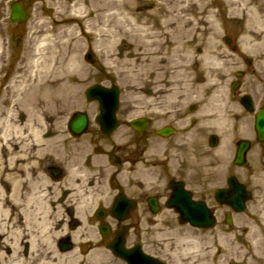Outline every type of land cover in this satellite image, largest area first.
<instances>
[{
    "label": "flooded vegetation",
    "instance_id": "flooded-vegetation-1",
    "mask_svg": "<svg viewBox=\"0 0 264 264\" xmlns=\"http://www.w3.org/2000/svg\"><path fill=\"white\" fill-rule=\"evenodd\" d=\"M222 58L228 68L240 66L223 72L219 87L212 71L199 78L196 64L190 70L195 90L156 88L143 93L142 106L130 97L129 108L121 93L116 129L101 130L97 101L90 102L93 115L83 108L68 114L70 101L62 102L49 111L51 129L38 139L32 134L38 115H30L28 129L29 114L18 112L15 157L23 143L22 154L33 155L32 166L19 169L9 183L1 173L0 189L15 191V243L24 264H208L203 257L199 261L208 252L202 251L208 236L203 247L199 233L211 230L182 225L177 201L183 195L203 201L217 216L225 209L215 198L227 186L225 161L234 165L241 139L264 147L255 130L264 109V78L250 73L254 63L237 49L225 58L224 48ZM77 111H87L89 130L93 122L98 130L88 150L80 149L83 136L69 129ZM75 151L79 155L71 160ZM6 165L0 151L1 171ZM223 235L220 264H225V222Z\"/></svg>",
    "mask_w": 264,
    "mask_h": 264
},
{
    "label": "bare ground",
    "instance_id": "bare-ground-1",
    "mask_svg": "<svg viewBox=\"0 0 264 264\" xmlns=\"http://www.w3.org/2000/svg\"><path fill=\"white\" fill-rule=\"evenodd\" d=\"M142 1L146 2V9L136 12L129 0H38L35 8L41 14L37 18H49L29 24L25 52L3 88L2 95L10 100V105L0 102L2 110L13 111L19 102L23 103L29 112V129L31 112H40L43 102L46 107L47 100L56 93L66 91L71 95L82 90L91 75L82 58L86 48L96 50L109 75H125L124 82L132 93H141L155 67L168 60L175 63L178 54L196 47L188 44L202 43L193 38L200 25L204 26L203 31L216 25L208 11L215 0ZM220 1L231 17H247L243 46L263 56L259 51L264 53V0ZM120 37H128L135 46L134 56L127 54L130 59L123 62L117 53ZM3 68L0 65V70ZM20 132L18 126L6 127L0 135V149L11 144L13 133ZM34 136L39 138L37 132ZM13 146L11 154L15 151ZM19 146L18 156L12 157L11 165L4 168L8 178L22 167L32 166L33 155L22 154L23 143ZM13 196L0 189V264H24L14 241L18 227Z\"/></svg>",
    "mask_w": 264,
    "mask_h": 264
},
{
    "label": "rangeland",
    "instance_id": "rangeland-1",
    "mask_svg": "<svg viewBox=\"0 0 264 264\" xmlns=\"http://www.w3.org/2000/svg\"><path fill=\"white\" fill-rule=\"evenodd\" d=\"M21 1L25 4L26 9L29 13L28 22L24 25H14L10 22L9 13H10V5L12 2ZM131 5L135 7L134 11L138 12L142 9H146V2L142 0H129ZM38 3V0H0V53L4 52V55H0V65L4 68L0 70V102H3L5 105H10V100L3 97V88L7 84V81L10 79L13 70L16 67L17 62L19 61L21 55L25 52V34L27 32L28 26L33 22H40L42 20L48 21L49 16L42 15L37 18V15L41 14V11L36 12L35 5ZM150 9V8H148ZM209 15H213L215 19V26L206 27L203 31V25H200L199 32L193 35V38H197L196 41L201 40L202 43L198 44H188V47L196 46L195 48H186L185 51L178 54L175 58L176 61L173 64H170L169 60L163 64H159L154 68V72L151 75V79L148 81L145 92L150 90H195V87L192 85L195 83L194 74L190 72V66L192 63L196 64H206V65H216V63H208L206 59H222V50L224 48V38L225 45L226 39L230 38L231 43L238 46L239 50H241V54L252 57L256 61V65L252 69L249 68L250 72H256L257 75L264 78V59L263 57L258 56L256 53L251 52L252 50H246L243 46L241 38L246 29L247 17L245 15H238L233 18L228 13V8L225 3L220 0H215L214 6L209 8ZM51 26V25H50ZM19 40V44H16V41ZM233 48V45L232 47ZM228 46H225V53H227ZM88 50H92L90 48H86L83 54V62L86 67L90 70L91 75H89V81L83 85V90L89 87L90 85L101 83L104 86H111L112 83L117 84L121 92L123 93V105L124 108H129L130 103V92L131 89L127 87L126 76L125 75H109L108 70L103 66L101 57L94 52L96 57V61L94 64H89L85 60V54ZM135 46L133 42L128 37H120L117 42V53L119 57V61H127L130 59V56H134ZM208 50L210 54L208 57H204L203 53ZM130 55L126 57V55ZM229 57L233 54L227 53ZM125 56V57H124ZM233 58V57H232ZM236 62L239 63V59L235 58ZM232 63V62H230ZM235 65L232 68L227 67V62L223 65L225 68H216L213 69L214 77H221L222 73L225 74L228 71L236 70L239 64L233 63ZM262 70V71H259ZM199 78L203 76V74L198 72ZM125 81V82H124ZM154 85L156 87H154ZM82 90V91H83ZM182 92V91H179ZM3 94V95H2ZM65 93H63L64 95ZM77 96H81V104H78V98L73 97L71 94L66 98L58 97L57 94L52 97H55L52 102L46 104V107L43 108V111L37 112V118H35V127L38 132H47L50 131L51 125L47 122L49 119V111L56 110L57 106H61L62 102L70 101L68 114L73 112L74 110L83 108L82 105V93H76ZM140 105L142 106V94L136 95ZM182 97V96H181ZM84 99V98H83ZM68 100V101H67ZM73 102V103H72ZM52 103V110H49ZM128 104V105H127ZM41 106H45V102L41 104ZM1 107V106H0ZM68 107V106H66ZM136 108V105L132 106ZM48 109V110H47ZM27 110L24 105H20L14 115L13 118L9 120V113L6 111L0 114V118H5L3 124L0 125V133L4 130L5 127L16 125V121L19 115L24 113ZM53 114V113H52ZM92 115L94 114V109H92ZM41 117H44L45 123L43 124L41 121ZM47 118V119H46ZM53 119V117H52ZM4 126V127H3ZM13 131V130H12ZM98 130L95 127L93 122L92 127L90 128L88 134L81 137L80 144L82 147L80 149L88 150L89 146L95 141L97 138ZM13 141H15V135L11 137ZM92 140V141H90ZM11 145V144H10ZM87 145V146H86ZM8 149V147H6ZM72 149V147H70ZM5 153L8 151L4 150ZM262 152L264 153V147L262 148ZM79 155V153L70 152L69 156L72 160L75 156ZM80 155L83 153L80 152ZM250 165L247 168V178L244 179L252 185V188L255 192V197L252 202L249 203L248 209L243 214H235L233 215V224L229 227L225 225V264H264V183H260V180L264 181V158H258L256 154V148L253 149L250 153ZM73 163V161H71ZM14 200V196H13ZM220 217V222L218 223L217 228L210 232H206L205 234L199 233L201 237V246L204 247L205 237L208 242L205 243L206 248H203L202 251L206 252V254L199 257V261L203 257L204 260L211 261L212 257L216 256L220 259L222 256V245H223V219ZM181 235H185L188 233L179 232ZM251 236L248 238L247 236ZM237 237V240H235ZM219 263V261H218Z\"/></svg>",
    "mask_w": 264,
    "mask_h": 264
},
{
    "label": "water",
    "instance_id": "water-1",
    "mask_svg": "<svg viewBox=\"0 0 264 264\" xmlns=\"http://www.w3.org/2000/svg\"><path fill=\"white\" fill-rule=\"evenodd\" d=\"M11 19L15 22H24L25 19H26V12L23 8V6L20 4V3H15L12 8H11ZM88 60L90 61H93V57L91 54L88 55L87 57ZM106 91L105 89L101 88V87H93L91 89H89L88 91V94L89 96H96L97 95V92H104ZM113 92H115L114 95H111L113 98L116 97V93L118 92V89L117 88H114L112 90ZM100 98H104V94H102V96H100ZM86 119L85 118H82L80 119L79 121H77V124H76V130L77 132H81L85 129L86 127ZM261 131H264V128L261 129ZM246 146L244 147L243 151H239L238 153V157H237V163H241V160L243 161V152L246 151ZM232 189H233V193L232 195L230 194H227L225 193V197H226V200L225 202L226 203H231L233 205V207L236 208V211H243L245 210V199H247L249 197V193L245 192L244 191V187L238 183H233L232 182ZM241 195H244L245 198H241L240 196ZM190 212V211H189ZM193 223H197V225H201V224H205V225H213V222L210 220L208 222H195V216L191 215V213L187 216Z\"/></svg>",
    "mask_w": 264,
    "mask_h": 264
}]
</instances>
